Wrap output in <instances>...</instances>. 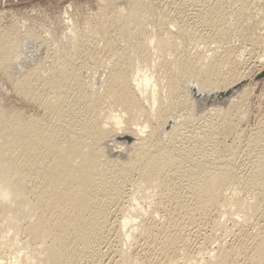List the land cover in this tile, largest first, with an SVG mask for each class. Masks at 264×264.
Returning a JSON list of instances; mask_svg holds the SVG:
<instances>
[{
  "label": "bare ground",
  "instance_id": "6f19581e",
  "mask_svg": "<svg viewBox=\"0 0 264 264\" xmlns=\"http://www.w3.org/2000/svg\"><path fill=\"white\" fill-rule=\"evenodd\" d=\"M102 2L111 10L112 17L102 19L105 26L100 38L112 56L108 51L109 57L104 56L107 59L98 58L104 70L97 73L96 78L98 69L92 72L94 77L89 78L91 68L87 67L86 76L82 77L78 66L73 69L65 59L61 60L63 66L69 63L71 69L67 70V65L64 69L61 63L63 68H47V72L39 58L37 61L43 65L41 70L47 72L43 76L38 66L31 64L33 68H30L27 63L34 58H31L32 49L39 50L40 45L45 44L36 41L41 38L18 30L10 40L8 33H0V69L4 73L7 70L5 75L13 79L16 93L30 104L37 103L42 111L39 116L35 112L26 117L21 113L5 115L0 104V220H7L8 228L0 225V264H236L245 247L229 245L225 236L240 219L234 217L230 229L231 225L227 228L219 219L213 221L210 232L220 231L225 239H218L215 248L209 249L205 244L212 235L204 233L207 230L203 232L201 225L205 224L211 210L228 214L227 208L233 206L232 210L243 216V223L262 210L264 148L259 151L256 148L263 143V135L259 136L260 131L259 137L251 140L257 151L249 157V166L235 171L231 169V161L219 163L217 158L213 160L214 157L203 155L193 158L195 150L206 149V144L200 140H205L208 132L203 130L202 136L197 138L188 127L193 123L191 112L199 111L196 102L206 101L202 93L208 95L215 89L218 92L231 90L232 94L245 92L246 76L239 69L243 60L239 53L242 49L244 52L242 43L264 44V35L260 37L256 31L264 20V12L261 13L264 5L257 10L261 11L260 18L258 13L253 15L258 7L252 5L255 11L241 8L246 18L238 14L239 18H244L238 22L236 14L229 24L225 22L228 17L224 19L226 7L222 9L220 3H210L205 9L199 7L201 10L197 8L195 13L202 20L198 21L207 25L209 22L213 30L214 23L219 22L220 26L225 22L229 26L226 31L217 30L221 26L216 27L217 34L224 36L221 43L217 42L219 48L231 33L234 37L226 42L233 41V45L226 46L219 55L212 49L213 52L206 53L205 46L200 44L202 40L197 45L204 50L197 46L203 51L192 52L185 42L201 39L202 35L191 32L188 26L190 32L186 31L184 37L179 34L182 39H177L179 35L176 36L171 27L184 33L183 25L180 28L179 24H173V17L169 18L172 13H157V25L153 23L149 28L154 12L147 0ZM126 6L129 7L123 9ZM244 6L246 8L247 4ZM142 8L145 20L141 17ZM248 10L252 11V16L245 12ZM249 18L254 19H250V27L247 26ZM65 23L70 38L75 39L73 22ZM112 30L116 40L110 38ZM118 39L125 43H121L124 48L117 47ZM97 52L101 51L93 56L98 55ZM258 62L261 63L251 78L264 69V62ZM151 68L155 71L151 72ZM238 84L241 86L237 87ZM64 86L76 87V102L58 105V94ZM41 91L47 92L37 102ZM52 91L54 94L47 98ZM214 106L205 109L204 119L219 115L220 107L215 109ZM185 140L189 144L184 145ZM123 153L131 156L130 170L112 158ZM185 157H191L192 162L183 164ZM117 178L121 181H116ZM241 189L244 195L250 196L249 200L235 194ZM227 191L232 195L226 196ZM138 198L144 199L141 202L150 199L147 201L150 204L143 206ZM136 200L139 203L134 204ZM232 210L229 209V213ZM30 211L25 222L15 221L16 214L21 213L23 218ZM200 231L203 232L199 235L201 240L195 242L193 235ZM253 234L250 240L253 245L246 242L252 245H249L251 251L249 254L245 251L247 257L240 264H264V233ZM240 236L244 240L243 235Z\"/></svg>",
  "mask_w": 264,
  "mask_h": 264
},
{
  "label": "rangeland",
  "instance_id": "374dc122",
  "mask_svg": "<svg viewBox=\"0 0 264 264\" xmlns=\"http://www.w3.org/2000/svg\"><path fill=\"white\" fill-rule=\"evenodd\" d=\"M102 1L103 0H8V1L3 2L0 5V33L1 32L8 33L10 40H12V38L15 37L16 32H18V30H22V33L27 31L26 33H30L32 35V37L36 36L38 38H41V40H36V41L37 42H43V44L44 43L45 44L40 45L42 48L39 45H37L40 47L39 50H37L36 47H34L35 49L34 48L32 49L33 50L32 52L34 55L32 54L33 56H31V58L34 57L32 59H34L35 61L39 60V58H40V61L42 60L41 63L43 64V62H44V64H43L44 66L40 63V61L35 62L33 60L34 61L33 62L32 59L27 60V63L28 64L30 63L29 65L28 64L27 65H28V67L31 64L34 67L38 66L39 68L37 67V69H39L42 72V75H43V73L44 74L47 73L49 71L48 69H50V68L61 69L64 67V69H65L66 65L69 66L68 65L69 63L66 64L65 66H63V63L61 62V60H63V61L66 60L67 62H70V65L73 66L72 67L73 69L76 66H78L79 69H77V67H76V69L78 70V72L79 71L81 72V73L80 72L79 73L82 77L86 76L85 71H86L87 67H89V68H91L89 78H92L94 76L96 78V75L99 76V74L102 73L104 70V67L100 66V63H99L100 59L106 58V57H104L106 55H107V58L109 56L110 57L112 56V54H111L112 52H110V49H108L104 45L103 40L101 41V38H100V34L104 32V26H105L102 23V19L105 20V19H110L112 17L111 10H109L108 8H105V4ZM147 1L150 4L149 7H152V10L154 12L153 13L154 16H152L153 18H151L149 21V23H151L153 21L152 24H149L147 22L149 28H151L154 24L157 25L156 24L158 22L157 18H159V14H161L162 11H163L162 14H164V11H165V13H166L165 15H169L172 13L171 16L169 15V18L173 17V19H172L173 21L171 20L173 22V24L174 23H175V25L179 24L180 28H181V25H183V27H185V28L182 27V31L184 32V33H182V32H179L178 30H176L175 26L171 27V25H170L169 28L171 27L174 30L173 31L174 34L176 36H178L180 34L181 37H184L185 36L184 34H186L185 33L186 31L190 32L191 30H194V32L199 33L200 36L202 35L201 39L189 40L188 42L186 41L185 43H187V46L188 45L190 46V47L189 46L188 47L192 52H194L195 50H202L203 47L205 46L204 49L206 50V53H208V54L213 52V51H216L217 54H219V52H220V54H222L223 52H221V51H224V49L227 48L229 45L230 46H231V44L233 45V43H232L233 41L228 43V44L226 43L228 38H229L228 41L232 38L234 39V37L232 36V33H231V35L227 39H225L226 40L225 42L222 41V44H220V48H219L218 44L221 43L220 39H223L224 36H223V38H222V36H219L217 34V30L221 31L220 29L222 28V31H223V29L226 31L227 29H225V28L229 29L228 24L230 22L234 21L233 18H236V14H237V16H238V14H239V16H240V14L243 15V12L245 9L251 8L249 10L255 11L256 8L252 9V5H253V7H256V6L258 7V9H256V11H255L256 14H255V12H252L249 10H248L249 12L248 11H245V12H247V13L252 12L253 15L259 14V16H257V17L260 18L259 12H261V11L258 12L257 10H259V8L263 7V6H261L262 4L264 5L263 0L262 1L261 0H249V1L248 0H205V1L204 0H147ZM142 2H143L142 6H144L145 2L144 1H142ZM195 3H197V4H195ZM212 3H214V4L220 3V5L222 6V9L225 6L226 8L225 7L224 8L226 9V11L223 10L224 17H225L224 19L226 20V18L228 17V19L225 22H228L229 20H231L230 22H228V24L226 23V25L224 24L225 22H222L223 25L221 24L220 25L221 27L219 26V24H220L219 22L216 24L214 23L213 26L215 27L214 28L215 30H213V27L211 26V24L209 22H208V25H207V23L199 22L198 20H201V19L195 13V11L197 12V8L198 9H200V8L205 9L206 8L205 5L210 6V5H213ZM243 4L244 5L247 4L246 8H244L245 6ZM240 6H242V7H240ZM128 7L126 6L123 9H127ZM163 7L164 8L166 7V9H164ZM239 8H240V10H241V8H243L244 10H241V11L237 10ZM156 9H158V10L156 11ZM263 9H261L262 10L261 13L264 12ZM63 10L65 12L67 10V12L64 13ZM228 11L230 12V15H229ZM234 12H236V13H234ZM141 13H142L141 17L144 18V20H145V14H144L143 8H142ZM157 13H159V14H157ZM167 13H169V14H167ZM225 13L227 14V16L225 15ZM252 13L250 14L251 16H252ZM178 16H179V18H178ZM230 16H233V17L231 18ZM239 16L236 19V21H238V22L243 20L244 19L243 17L246 18V16H244V15H243V17L241 16L240 18H239ZM154 17H156V20ZM192 17L193 18L195 17V18L193 19ZM253 18H255V20L257 19L255 16ZM253 18H249L248 21L250 19L252 20ZM69 19H71L70 21L73 22V26H74V30H75L73 33V36L75 37V39L70 38V36L66 30L65 21H67V23H70V21H68ZM224 19L222 21H224ZM239 19H241V20H239ZM175 20L178 21V23L174 22ZM251 20L249 21L250 23H248V25H247L249 27L252 25ZM179 22H181V23H179ZM213 22H217V21H213ZM202 24H203V26H202ZM204 24H206L207 27H205ZM217 24H218V26H217ZM263 24H264V20H263L261 26H259L258 28H260V27L263 28V26H264ZM187 26L189 27L190 31H189ZM222 26H224V27H222ZM216 27L217 28L220 27V28L217 29ZM258 28L256 29L257 33H259L258 36L263 37L264 28L262 30H261V28H260V30H258ZM46 31L48 32V34ZM113 31L114 30L110 31V33H112L111 35L113 36V37L111 36L110 38H113V40H116V39H114V35H113L116 33H113ZM250 31H252L251 28H250ZM191 32H193V31H191ZM110 33H108V34L110 35ZM180 35H179V38L177 37V39L181 38ZM253 36H254V34H253ZM98 39H99V42H97ZM204 39H205V41H204ZM201 40H202V42L200 43ZM215 40H217V41H215ZM118 41H116V42H118L120 44H118L117 47L124 48L122 46H124L125 43L121 42L119 39H118ZM190 41H192V42H190ZM193 41L195 42V45L193 44L194 43ZM218 41H219V43H217ZM100 42H102V43L100 44ZM197 42L200 43L201 46L203 45V47H201L199 44L197 45ZM223 42H224V45H223ZM97 43H99V44H97ZM121 43H124V44H121ZM96 44H97V46H96ZM252 44L253 43L250 44V41L248 43L246 42L245 44L242 43L243 48L245 47L244 52L242 49V52L244 54L242 52H241L242 54L239 53L240 56L238 54H236V56H239V58L242 57L241 59H243L241 61V65L239 66L240 67L239 69L241 71H243L245 76H246V77L244 76L245 80L243 82V86L245 85V88H246L245 92H243V94H241L240 91L238 93H235V94H232L233 93L232 92L231 94L233 96H230L231 94H229L228 95L229 98L227 96L224 100H220V101L208 104V105H205V101L203 102L204 104L203 103L199 104V102H196L198 104V107H199V109H198V107L196 105V110H199V111H196V112L192 111L191 112L190 118H191V122H193V123L190 127H188V129L189 128L191 129L190 130L192 132L191 135H195V137H197L196 135H198L197 138H200V136H202L203 130H207V132H208L207 138L209 140L206 137H204V138H206L205 140H203V139L200 140V141H202L203 144L204 143L206 144L205 147H206V149L207 148L208 149L206 151V149L202 148V150H201L202 152L195 150L192 154L193 158L196 155H203V156H206L209 158L214 157L213 160L218 159L217 161L219 163H223V162L224 163H230V161H231V164H232L231 169H233L235 171H239L241 169L245 170V168L249 166V163H250L249 157H251L252 155H255L257 150L258 151L263 150L264 141L261 144V146H259L260 148L258 146H256V147H258V148H256L257 149L256 150L255 147H253L251 140L254 141L256 136L259 135L260 131L261 132H260L259 136L263 135V139H264V77L261 79H257V80H254V78H251V77L255 74L256 69L258 68V66L261 63L258 61L262 60V62H264V57L262 56L263 51H264V44L258 43V44H254V46H252ZM78 46H79V48L81 46L82 49L81 48L78 49ZM98 46H100V47H98ZM193 46H195V49L193 48ZM197 46L202 48V49L196 48ZM53 48H55L56 50H54ZM85 48H87L88 50ZM96 48H97V50H96ZM35 50L37 51L38 54L36 53ZM96 51H101L102 54H101V52L100 53L97 52L101 56L99 54H98L99 57L96 54L97 58H96V55L93 56L96 53ZM106 53H109V56ZM66 54H69L68 55L69 57ZM74 56H76V57L78 56V58H76ZM37 57H38V59H37ZM70 57L71 58L73 57V58L71 59ZM100 57H102V58H100ZM28 58H30V57H28ZM53 58H54V62H52ZM59 58H60V60H59ZM98 58H100V59H98ZM56 59L59 63H57V61H55ZM68 59L70 61H68ZM30 60L35 64L31 63ZM71 60H72V62L74 60L76 61V62L75 61L73 62L74 65L71 64L72 63ZM36 63L37 64L39 63L41 65L39 66ZM61 63H62L63 67L60 66ZM84 64H86V65L84 66ZM32 65L30 68H33ZM42 66H43V68L46 69L47 72H45L43 69L41 70ZM66 68H67V70H69V69H71V66L66 67ZM12 69H10L11 72H13V71L15 72V70L14 69L12 70ZM96 69H98V70H97L96 74L94 75L92 72H94ZM99 69H100V71H99ZM153 71H155V70L152 69L151 72H153ZM6 72H7V70H6ZM6 72L4 73L0 69V98L2 99V101L0 99V104L2 103L1 106L3 108L1 106L0 107L5 111V115H8V114L11 115V113H16V114L21 113L24 117H26L29 113H34V112H35L34 113L35 115H38V116L41 115L42 111L39 109L37 103L30 104L25 99L20 97V95L18 93H16V91L14 90V88L12 86L13 85V79L10 77L12 79V81H10L9 76L5 75ZM11 72H9V74ZM13 73H11L12 77L15 74V73L14 74ZM97 73H99V74H97ZM48 76H51V74H48ZM7 77L9 79H7ZM215 91H217V90L215 89ZM215 91H212L209 94H212ZM46 92L47 91H41L40 92V95H39V98L37 99V102L41 101V99L44 97V94ZM75 92H76L75 86H70V88L64 86L63 90L58 94L59 95L58 96L59 98L57 100L58 105L62 104L63 102H67V101L76 102L77 100L75 98ZM53 94L54 93L52 91L49 94V96H47V98H50ZM206 95H207V93H202V98L206 99V97L208 96V95L207 96ZM191 101H192V99L190 100V102ZM202 104H203L204 108L201 107ZM215 104H217V105H215ZM211 106H214L215 109H218L220 107L219 115L207 116L206 119H204L203 117H205V116L202 117V115H204L203 112H206L207 110H205V109H207V107H211ZM190 111H191V109H190ZM221 112H222V114H221ZM194 130H196V131L194 132ZM193 132H194V134H193ZM196 132H198V133L196 134ZM256 133H257V135H256ZM165 135L162 136L163 139H165V137H166ZM203 141H205V142H203ZM184 142L186 143L184 145L189 144V142H186V140ZM213 144H214V146H213ZM111 152H113V151H111ZM253 153H255V154H253ZM115 155H117V156L112 157V158H115L116 162H118L121 167H124L125 169H129V170L132 168V162H131V156L130 155L125 154V153H123L121 155H118V154H115ZM217 155H218V157H217ZM219 157H220V159H219ZM191 162H192L191 157H185L183 159V164H185V165H188ZM116 181H121V179L117 178ZM180 185H181V182H180ZM136 190H137V188H136ZM126 191H127V189H126ZM137 192H138V190H137ZM235 194L236 195L240 194L242 198H244V196L248 195L247 193H246V195H244L245 191L242 189L239 191L236 190ZM225 195L231 196L232 194H230L227 191L225 193ZM246 198L249 200L250 196L249 197L246 196L245 199ZM141 199L144 200L143 198H138L139 202L143 206H146V204L147 205L150 204V203H147V201L150 199L146 200V202L145 201L141 202ZM123 200L125 201L126 198H123ZM138 200L133 201L134 204H136L138 202ZM262 205H264V202L261 203V209H262L261 211L262 212L261 211L259 212L260 216L263 214V209H264V207H262ZM224 209H226V208H224ZM229 209L232 210L233 206H232V208H229ZM229 209L227 208L228 214H225L226 212H222V211L219 212L216 210L215 211L211 210L207 214V218L205 219V222H204L205 224L201 225L202 226L201 230L203 232L207 230L206 232H204L206 234H209L210 225L213 224V221H216L219 219V220H221V222H224L221 224H225L223 226H227V228H228L231 224L232 225L234 224V222H231V221H234L235 219L236 220L240 219V220H238L239 223L237 222L238 224L236 225V227H235V225H234V228L232 225L229 227V229L233 228L232 229L233 231H231V233H229L228 236L224 235L227 240L224 237H222L223 235H221L219 233L220 231L219 232L216 231L219 234L220 238L218 237V234L216 232H214V233L210 232L211 233L210 235H212V237L209 236L210 238L206 242L205 245H207V246H205V247L208 249L209 248H215V246L219 242L218 239L224 238L225 241L230 242L229 245H231V244L233 245L235 243L234 244L235 246H238L241 248L245 247L244 253L246 251V253L249 254V252L251 251V248H252V247L250 248L249 245L250 246L253 245V243L251 242L252 241V239H251L252 235L251 234L255 233V235H257V234H260L262 232L264 233V223H263L264 222V216L262 215L260 218L259 214H257V215H255L257 217L253 216L254 218L251 217L252 219L249 217L250 220H252V221H250L249 218H248V221L244 219V223H245L244 224L243 221H241L243 216H241V214H239V213L236 214L235 210H232V212L233 211L234 212L233 213L231 212L232 213L231 214V213H229L230 212ZM233 214H234V216H233ZM30 215H31V211H30V213H28V216H26V217L24 216L23 218H22L21 213L16 214L15 221L25 222L26 219H28L30 217ZM229 215H231V216L229 217ZM234 217H235V219H234ZM257 221H258V223H257ZM216 222H218V221H216ZM0 225L3 227V229H8L7 228V220H5V219L0 220ZM244 227H245V229H244ZM237 228L239 229L238 231H237ZM257 228H259L260 231ZM256 229L258 231H256ZM10 232L12 233V231H10ZM203 232L199 233L198 235L194 234L193 240H195V242H196V240L198 241V239L201 240V236H199V235L203 234ZM239 232H240V234H239ZM241 232H243V233L241 234ZM256 232H257V234H256ZM258 232H260V233H258ZM195 235H197V236L195 237ZM240 235H243L244 240L241 239L242 236H240ZM214 237L217 239L216 242H215ZM252 238H254V237H252ZM209 240H211L212 243H210ZM246 240H248V241H246ZM227 242H226V244H227ZM246 242H248V243L250 242L252 245L248 244ZM239 243H240V245H239ZM244 253L240 257L237 258L238 264L245 261V257H247L246 256L247 254H244ZM242 259H243V261H242Z\"/></svg>",
  "mask_w": 264,
  "mask_h": 264
},
{
  "label": "water",
  "instance_id": "95a60500",
  "mask_svg": "<svg viewBox=\"0 0 264 264\" xmlns=\"http://www.w3.org/2000/svg\"><path fill=\"white\" fill-rule=\"evenodd\" d=\"M263 77H264V69L254 77V80L261 79ZM240 86L241 84L237 85V87H240ZM230 93H231V90H225V91L209 94L206 97L205 105L220 101L226 98Z\"/></svg>",
  "mask_w": 264,
  "mask_h": 264
},
{
  "label": "crops",
  "instance_id": "0c3cea01",
  "mask_svg": "<svg viewBox=\"0 0 264 264\" xmlns=\"http://www.w3.org/2000/svg\"><path fill=\"white\" fill-rule=\"evenodd\" d=\"M5 1H8V0H0V5L5 2Z\"/></svg>",
  "mask_w": 264,
  "mask_h": 264
}]
</instances>
